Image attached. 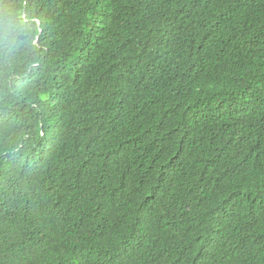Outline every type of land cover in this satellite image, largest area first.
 <instances>
[{"label":"trees","instance_id":"trees-1","mask_svg":"<svg viewBox=\"0 0 264 264\" xmlns=\"http://www.w3.org/2000/svg\"><path fill=\"white\" fill-rule=\"evenodd\" d=\"M0 264H264V0H0Z\"/></svg>","mask_w":264,"mask_h":264}]
</instances>
